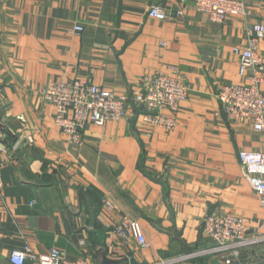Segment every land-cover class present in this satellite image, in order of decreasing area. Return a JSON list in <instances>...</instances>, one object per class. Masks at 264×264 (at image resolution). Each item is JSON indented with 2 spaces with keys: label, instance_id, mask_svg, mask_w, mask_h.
<instances>
[{
  "label": "crops",
  "instance_id": "0c3cea01",
  "mask_svg": "<svg viewBox=\"0 0 264 264\" xmlns=\"http://www.w3.org/2000/svg\"><path fill=\"white\" fill-rule=\"evenodd\" d=\"M244 1L248 16L217 24L194 6L183 19L147 16L154 5L171 12L172 0H0V147L7 154L0 264L26 245L38 256L56 248L93 264H159L210 247L208 215L264 224L239 161L240 152L263 150L262 136L227 120L217 99L223 85L245 82L233 48L248 44V26L264 25V0ZM76 26L84 31L73 33ZM171 66L192 91L170 132L130 110L118 122L87 126L74 144L41 95L54 81L85 77L129 94ZM126 217L141 225L147 247L134 234L118 236Z\"/></svg>",
  "mask_w": 264,
  "mask_h": 264
},
{
  "label": "built area",
  "instance_id": "2783aa9c",
  "mask_svg": "<svg viewBox=\"0 0 264 264\" xmlns=\"http://www.w3.org/2000/svg\"><path fill=\"white\" fill-rule=\"evenodd\" d=\"M171 12L160 6H151L147 16L165 21L172 17L183 19L191 6L205 13L210 20L223 24L229 15L246 17L249 14L244 0H172ZM84 31L76 26L73 33ZM248 44L233 48L238 57L239 75L245 79L242 84H225L217 94L221 112L227 120L250 124L262 136L263 150L240 152L239 161L252 190L259 197L264 209V57L260 43L264 40V25L253 24L246 29ZM164 44V43H163ZM165 45V44H164ZM139 89L129 94H117L94 84L90 77L77 80H58L43 88L41 95L56 108L55 123L74 144L81 142L82 131L89 125L105 126L109 122L125 119L130 110L134 117L155 129L167 132L177 126L175 114L182 103L190 98L191 86L171 66L166 71L142 79ZM167 110L172 116H165ZM7 154L0 147V191L3 189L2 173L7 164ZM109 208L113 206L106 204ZM116 232L124 240L134 234L138 244L147 247V239L139 223L126 217L116 226ZM203 233L212 245L206 249L186 252L159 264H193L203 258H218L223 264H264V224L251 227L235 214L208 215L203 222ZM263 248L262 254L254 253ZM247 255V256H246ZM251 256V257H249ZM93 264L88 259L69 260L59 249L47 254L36 255L30 246L12 252L11 264Z\"/></svg>",
  "mask_w": 264,
  "mask_h": 264
},
{
  "label": "water",
  "instance_id": "95a60500",
  "mask_svg": "<svg viewBox=\"0 0 264 264\" xmlns=\"http://www.w3.org/2000/svg\"><path fill=\"white\" fill-rule=\"evenodd\" d=\"M91 217H92L91 223L95 224L96 213L94 211H92ZM211 264H222V263L219 261L218 258H214L213 260H211Z\"/></svg>",
  "mask_w": 264,
  "mask_h": 264
},
{
  "label": "rangeland",
  "instance_id": "374dc122",
  "mask_svg": "<svg viewBox=\"0 0 264 264\" xmlns=\"http://www.w3.org/2000/svg\"><path fill=\"white\" fill-rule=\"evenodd\" d=\"M256 254V253H255Z\"/></svg>",
  "mask_w": 264,
  "mask_h": 264
}]
</instances>
